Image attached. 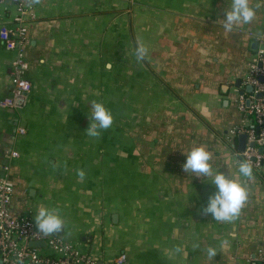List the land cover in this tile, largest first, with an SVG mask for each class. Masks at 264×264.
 <instances>
[{
  "label": "crops",
  "instance_id": "crops-1",
  "mask_svg": "<svg viewBox=\"0 0 264 264\" xmlns=\"http://www.w3.org/2000/svg\"><path fill=\"white\" fill-rule=\"evenodd\" d=\"M249 3L252 21L228 32L227 0H0V23L26 29L31 84L22 104L0 107L9 214L34 221L39 206L59 209L65 228L54 236L95 264H258L261 177L243 178L248 198L221 222L200 212L207 178L182 169V152L203 145L213 168L238 178L233 90L264 45V3ZM16 57L0 43V102ZM92 101L113 115L97 138L84 132Z\"/></svg>",
  "mask_w": 264,
  "mask_h": 264
},
{
  "label": "built area",
  "instance_id": "built-area-1",
  "mask_svg": "<svg viewBox=\"0 0 264 264\" xmlns=\"http://www.w3.org/2000/svg\"><path fill=\"white\" fill-rule=\"evenodd\" d=\"M25 33L26 29L21 25L10 29L0 23L2 47L14 51L17 56L11 77L12 95L1 100V108H15L17 99L31 90L30 82L24 78L28 68L22 51ZM247 87L251 88L250 92L246 91ZM233 92L242 119L231 134L246 136L245 149L237 155L245 160L250 159L253 173L258 174L264 182V152L259 151L260 147L264 148V45L260 44L255 51L248 72ZM19 133L23 134V130L19 129ZM250 144H254V147H250ZM12 155L15 157L14 153ZM12 192V185L6 179H0V264H95L61 237L37 233L35 223L30 218L12 217L9 214ZM29 242H43L44 247L31 248ZM124 261V256H121L119 262ZM258 264H264V258H258Z\"/></svg>",
  "mask_w": 264,
  "mask_h": 264
},
{
  "label": "clouds",
  "instance_id": "clouds-1",
  "mask_svg": "<svg viewBox=\"0 0 264 264\" xmlns=\"http://www.w3.org/2000/svg\"><path fill=\"white\" fill-rule=\"evenodd\" d=\"M264 3V0H260ZM256 9L250 5L249 0H227V6L223 9L222 27L231 32L235 25L249 24ZM146 49L143 47L137 50L138 57H143ZM105 68L111 70L112 65L106 64ZM89 125L84 131L87 136L97 138L102 130L109 129L113 123L111 111L102 102L92 101L90 116L87 115ZM185 159L182 169L194 177L204 176L207 181H202L213 188L207 196L206 203L200 209L201 214L210 215L215 221L231 222L240 213L245 201L248 198L243 178L253 176L252 161L236 157L234 163L237 168V177H231L226 171L220 168H213L211 153L203 145H193L187 152H182ZM78 177L82 180L85 176L83 170L77 171ZM37 233L44 236L60 234L64 231L65 220L59 209L47 206H39L32 215ZM207 254L211 258L215 256L216 250L209 247Z\"/></svg>",
  "mask_w": 264,
  "mask_h": 264
},
{
  "label": "water",
  "instance_id": "water-1",
  "mask_svg": "<svg viewBox=\"0 0 264 264\" xmlns=\"http://www.w3.org/2000/svg\"><path fill=\"white\" fill-rule=\"evenodd\" d=\"M239 81H237L236 82V86H238L239 85ZM246 91L247 92H250L251 91V88L250 87H247L246 88ZM22 101H23V99L22 98H19V99H17V101H16V103L18 104V105H20V104H22ZM246 105H247V107H248V105H249V102L247 101L246 102ZM237 141H238V147H237V150L239 151V152H243L244 151V149H245V146H246V136L244 135V134H240V135H238L237 136ZM250 147H254V144H250ZM259 151L260 152H264V148L263 147H260L259 148ZM29 247H31V248H36V247H44V243L43 242H29Z\"/></svg>",
  "mask_w": 264,
  "mask_h": 264
}]
</instances>
